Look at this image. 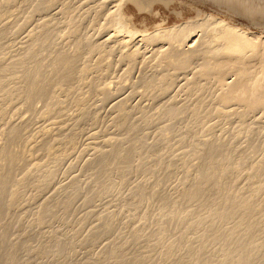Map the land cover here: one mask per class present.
I'll list each match as a JSON object with an SVG mask.
<instances>
[{
    "label": "rangeland",
    "instance_id": "rangeland-1",
    "mask_svg": "<svg viewBox=\"0 0 264 264\" xmlns=\"http://www.w3.org/2000/svg\"><path fill=\"white\" fill-rule=\"evenodd\" d=\"M5 1L0 0V264H264V219L257 214L264 215V201L255 199L258 211L239 208L256 188L264 199V108L245 115L233 101L239 109L232 102L221 116L212 112L219 93L214 79L206 91L188 83L186 88L200 61L175 77L170 91L147 87L144 81L156 67L158 73L167 69L166 60L150 45L135 63L120 61L122 33L101 51L89 47L116 32L91 0H70L75 19L63 12L64 0ZM146 1L145 10H128L139 31L181 25L203 10L264 34V0ZM87 40L91 45L83 44ZM62 53V59L78 54L65 83L58 67ZM261 66H236L225 76L241 81L247 75L243 82L257 76L260 83ZM28 72L31 79L51 80V94L32 90L23 81ZM250 90L251 84L244 86L240 97L252 99ZM196 95L204 97V109ZM119 104L132 111L129 117L120 116ZM9 126L19 133H9Z\"/></svg>",
    "mask_w": 264,
    "mask_h": 264
},
{
    "label": "bare ground",
    "instance_id": "bare-ground-1",
    "mask_svg": "<svg viewBox=\"0 0 264 264\" xmlns=\"http://www.w3.org/2000/svg\"><path fill=\"white\" fill-rule=\"evenodd\" d=\"M6 1H9L11 2L12 0H6ZM5 1V2H6ZM15 2V0H13ZM50 1V0H49ZM66 2V4L64 5L65 6V9L66 11L64 10L63 12H67L68 9L70 11V8L72 7H69L71 6L70 3L71 1L68 0H64ZM63 1V2H64ZM171 1V0H169ZM169 1L167 0H151V3H155V2H162L163 4H169ZM214 1H217L218 3H223L226 2L227 0H214ZM69 2V3H68ZM91 3L92 2H95V5L93 7L94 8V11H97L98 14H104V17L107 19H105L106 22H111V23H114L113 24V27H115L116 29L114 31L116 32H113V34L105 39V40H102L101 42L97 43V42H94L92 43L93 45H91L90 41L87 40L86 42H81L79 43V45H82V43L84 45H91L89 47H91L92 49H95L97 50H103L105 49L106 45L107 46L109 45V41H112L113 38L117 37V36H120V34L122 33V35L120 36L121 38H118L121 40V42L124 44V50L122 53L120 52V55L122 56V58L124 60H119L120 61H125V60H129V63H130V60H132L133 62L132 63H135L136 61V56L138 57L139 56V53L141 52V49H143L144 46H150V45H153L154 48L156 47V54H159L161 57H163L164 60H166V66H167V69L164 70H160L159 73L157 72L158 70H156V68L154 69V72L157 73V75H155V73H152L151 74V77L146 78L148 80H145L144 81V84L148 85L147 87H151L153 86L154 84L156 86L161 87L163 86L164 89H165V92L166 90L170 89L171 87L174 86V83L176 82V78L179 77V74H182L184 73V71L186 69H189L190 67H192L191 65H194L195 63H199L198 61H200V63L198 64L199 67H197L198 69L194 70L193 72V76L191 78H187L188 79V82H186V84L188 83L194 90L196 91H204L206 89V87H208L206 85V82L209 80L211 81L212 79H214L215 82H213L214 84L217 83L216 87L218 88V96H217V104H218V107L217 108H214L215 111L212 110V112L214 113H218L217 115L220 114L221 116V111L223 109V107H226L227 105L229 106V104H232L233 101H235L239 107L242 108V113H243V110H244V113L245 115H250V113H252L253 111H255L256 109H260V108H264V76L261 77L262 81L260 83L257 82V76H255L253 79H247L246 82H243L245 81V78L247 77V75L243 76L241 81H228L227 80V77L225 76L227 73L228 70H234V68L237 66H240V67H248V66H252V65H262L264 66V34L263 32H254L250 29H246V28H240L238 25H236L234 23V21H232L231 19H228L226 17H222V16H219L215 13H212V12H202V11H196V16L194 17H191V18H188L183 22V24L181 23V25H173L171 27H162L161 25H159V27L156 28V30L153 32H149L148 30H144V31H139L137 28H135V26L132 24V22H134V16L133 15H129L128 13V10H130V6H133L135 7V9H137L138 11H143V9L145 10L144 7H147V1L146 0H91L90 1ZM21 3V2H20ZM57 3V2H56ZM61 3V2H60ZM152 3V4H153ZM173 3V2H172ZM253 3V2H252ZM5 4V3H4ZM55 4V3H54ZM63 4V3H62ZM86 4V3H85ZM89 4V3H88ZM113 6H110L112 5ZM148 4H150L148 2ZM151 4V5H152ZM159 4V3H158ZM10 3L7 5L9 6ZM34 5V4H33ZM170 5V4H169ZM61 6V5H60ZM63 6V5H62ZM63 6V7H64ZM37 7V6H36ZM62 7V8H63ZM74 7V5H73ZM40 8V7H39ZM150 6H148V10H149ZM152 9V8H151ZM36 10V9H35ZM38 10V9H37ZM72 10V9H71ZM223 10V9H222ZM29 11V10H28ZM68 11V17L69 16H72V14ZM73 11V10H72ZM88 11V10H87ZM86 11V12H87ZM224 11V10H223ZM26 12V11H25ZM96 12V13H97ZM69 13L71 15H69ZM56 14V12H55ZM95 14V13H94ZM97 14V15H98ZM157 14V13H156ZM83 15L80 14L79 17H81ZM86 15V14H85ZM96 15V16H97ZM179 15V14H178ZM68 17H66L68 19ZM78 18V15L76 17V15L70 18ZM84 17V15H83ZM86 17V16H85ZM84 17V18H85ZM74 18V19H75ZM73 21L75 22L76 20ZM80 19V18H79ZM15 20V19H14ZM17 20V19H16ZM66 20V19H65ZM71 22L72 19H70ZM70 20H68L70 22ZM82 20V19H81ZM58 21V20H57ZM66 21V22H68ZM17 22V21H16ZM76 22H79V21H76ZM128 22L130 23L128 25ZM42 23V22H41ZM41 23H40V26H41ZM44 25L43 27L45 28L46 27V22H43ZM14 24V23H13ZM16 24V23H15ZM49 24V23H48ZM26 25V24H25ZM74 25V24H73ZM131 25V27H130ZM19 26V24H18ZM22 26V24H21ZM132 26L134 28H132ZM54 27V26H53ZM112 27V28H113ZM129 27V28H128ZM19 28V27H17ZM75 28V29H74ZM21 29V28H19ZM37 29V28H36ZM43 29V28H41ZM55 29V28H54ZM72 29V27L70 28ZM51 30V29H50ZM74 30V31H73ZM73 34H70V35H75L76 32H77V29L76 27H73ZM48 31V30H46ZM110 31V30H109ZM49 32V31H48ZM47 32V33H48ZM52 32V31H51ZM49 32V33H51ZM100 32H101V29H100ZM36 33V32H35ZM39 34V33H38ZM124 34V35H123ZM138 34V35H136ZM34 35V34H33ZM52 35V34H51ZM39 36V35H38ZM102 36V35H100ZM99 36V37H100ZM76 37V36H75ZM90 37V36H89ZM38 38V37H37ZM79 38V36H78ZM98 39V38H97ZM112 39V40H110ZM33 40V39H32ZM80 41L81 40H84V39H79ZM86 40V39H85ZM117 40V39H116ZM216 40V41H215ZM52 41V40H51ZM89 41V42H88ZM96 41V39H95ZM98 41V40H97ZM115 41V40H114ZM39 42V41H38ZM88 42V43H87ZM175 42H180V43H183V45H186L187 47L189 46L188 50L187 51H182L179 47L180 43L178 45L174 44ZM216 42V43H215ZM40 43V42H39ZM86 43V44H85ZM117 43V42H116ZM120 43V42H119ZM118 43V44H119ZM115 44V43H114ZM113 44V45H114ZM160 44V45H159ZM78 45V46H79ZM105 45V46H104ZM112 45V47H114ZM39 46V45H38ZM81 47V50L83 49L82 46ZM86 47V46H85ZM84 47V48H85ZM109 47V46H108ZM117 47V45H116ZM118 48V47H117ZM144 48H147V47H144ZM183 48V47H182ZM110 49V48H108ZM119 49V48H118ZM43 50V49H42ZM78 50V49H77ZM85 50V49H84ZM94 50V51H95ZM110 50H114V49H110ZM121 50V51H122ZM150 50V49H149ZM154 50V49H153ZM86 51V50H85ZM106 51V50H105ZM116 51H119V50H116ZM145 51V50H144ZM54 52V51H53ZM58 52V51H57ZM77 52V51H76ZM111 52V51H110ZM143 52V51H142ZM141 52V54H142ZM29 53H30V50H29ZM81 53V51H80ZM95 53V52H93ZM117 53V52H116ZM145 53V52H143ZM208 53H210V56L208 55ZM50 54V53H49ZM64 53H62L61 55V59H62V56H63ZM27 55V54H26ZM29 55V54H28ZM28 55H27V59H28ZM68 55V54H67ZM75 55V54H74ZM152 55H153V52H152ZM24 56V54H23ZM73 57V55H70ZM69 56V57H70ZM78 56V54L76 55ZM75 56V57H76ZM105 56V55H104ZM174 56H178L179 60L178 62L174 63L172 61V58ZM18 57V56H17ZM20 57V56H19ZM58 57V56H56ZM65 59H60L61 61V66H59L57 63L56 65H58V68L59 70H61V72L59 70L56 69V72H60L62 73V76L61 77L63 78L64 80V83L65 81L68 79L67 77H70V75L72 74L71 70L74 69L75 67V63L76 60L78 59V57L75 59L71 58L69 59H66V56H64ZM110 57V56H109ZM140 57V56H139ZM156 57V56H155ZM159 57V56H158ZM261 57L262 60L258 61V58ZM15 58V57H14ZM23 58V57H22ZM31 58V57H30ZM35 58V57H34ZM100 58V56L98 57ZM102 58V57H101ZM153 58V57H152ZM157 58V57H156ZM177 58V59H178ZM21 59V58H19ZM41 59V58H40ZM44 59V58H43ZM106 59V58H105ZM150 59V58H149ZM155 59V58H154ZM22 60V59H21ZM20 60V61H21ZM39 60V59H38ZM42 60V59H41ZM52 60V59H51ZM50 60V61H51ZM54 60V59H53ZM90 60V59H89ZM138 60V58H137ZM37 61V60H35ZM81 61V60H80ZM88 61V60H87ZM197 61V62H196ZM10 62V61H9ZM13 62V61H12ZM45 62V60H44ZM43 62V63H44ZM52 62V61H51ZM54 62V63H53ZM52 63L55 65V62L56 61H53ZM58 62V61H57ZM112 62V61H111ZM110 62V63H111ZM122 62V63H123ZM126 62V61H125ZM142 62V61H141ZM150 62V61H149ZM158 62V61H157ZM20 63V62H19ZM23 63V62H22ZM28 63V62H27ZM42 63V62H40ZM99 63V62H98ZM127 63V62H126ZM153 63V62H152ZM194 63V64H192ZM36 64V63H35ZM90 64V63H89ZM88 64V65H89ZM107 64V63H106ZM24 65V64H23ZM22 65V66H23ZM29 65V64H28ZM33 65V64H32ZM31 65V66H32ZM37 65V64H36ZM52 65V64H51ZM50 65V66H51ZM55 65V66H56ZM74 65V66H72ZM97 65V64H96ZM156 65V64H155ZM190 65V66H189ZM227 65H229L228 67H226ZM26 66V65H25ZM30 66V65H29ZM53 66V67H55ZM101 66V64H100ZM110 66V65H109ZM160 66V64H159ZM261 66V67H262ZM6 68V66H3ZM7 67H8V64H7ZM11 67V65H10ZM38 67V66H37ZM42 67V66H41ZM73 67V68H72ZM194 67V66H193ZM196 67V66H195ZM1 68V67H0ZM33 68V67H32ZM36 68V67H35ZM34 68V70H35ZM99 68V67H98ZM102 68V67H101ZM120 68V67H119ZM160 68V67H159ZM14 69V68H13ZM28 69V68H26ZM55 68H52L51 70H53ZM76 69V68H75ZM104 69V68H103ZM111 69V68H110ZM158 69V68H157ZM193 69V68H192ZM6 71H8V69H5ZM32 70V69H31ZM38 69L36 68V74L39 75L37 72ZM41 70V69H40ZM46 70V69H45ZM49 70V69H48ZM86 70V69H84ZM106 70V68H105ZM5 71V72H6ZM24 71H25V68H24ZM42 71V70H41ZM40 71V72H41ZM44 71V70H43ZM47 71V70H46ZM45 71V72H46ZM54 71V70H53ZM53 71H51L52 73H54ZM65 71V73H63ZM73 71V70H72ZM82 71V70H81ZM140 71V70H139ZM163 71V72H161ZM173 71V72H172ZM262 71H264V68L262 69ZM262 71H259V73H263ZM4 72V71H2ZM31 72V71H30ZM30 72L29 75H27L26 77H24V82H31L32 84V87L34 86V88L32 90H34L35 88H39V89H35V90H40L42 93L41 95L43 94H48L50 92V90L48 89L50 86H51V81L49 84L48 82L45 83V79H44V82L41 81V79H37V78H32L30 77ZM50 72V74H51ZM161 72V73H160ZM187 72V70H186ZM86 73V72H85ZM84 73V74H85ZM116 73V72H115ZM189 73V72H188ZM258 73V74H259ZM34 74V73H33ZM55 74V73H54ZM83 74V73H82ZM84 74H83V77H84ZM93 74V72H92ZM110 74V73H109ZM123 74V73H122ZM143 74V73H142ZM154 74V75H153ZM178 74V76H177ZM186 74V73H184ZM35 75V74H34ZM46 75V74H45ZM36 76V75H35ZM34 76V77H35ZM103 76V75H102ZM101 76V78H102ZM184 76V75H183ZM188 76L185 75V81H186V77ZM228 76V75H227ZM37 77V76H36ZM45 77V76H44ZM50 77V76H49ZM49 77H45V78H49ZM79 77V76H78ZM87 77V76H86ZM176 77V78H175ZM39 78V77H38ZM41 78V77H40ZM43 78V77H42ZM55 79V75L53 77ZM60 79V77H58ZM61 78V79H62ZM67 78V79H66ZM122 78V77H121ZM145 78V76H144ZM143 78V79H144ZM175 78V79H174ZM181 78V77H180ZM212 78V79H211ZM66 79V80H65ZM211 79V80H210ZM43 80V79H42ZM58 80V79H57ZM175 80V81H174ZM23 81H21L22 83H24ZM56 81V80H55ZM88 81V80H87ZM116 81V80H115ZM124 81V80H123ZM26 82V83H27ZM130 82V81H129ZM146 82V83H145ZM54 83V81H53ZM59 83V82H58ZM119 83V82H118ZM209 83V82H208ZM49 87H47L48 85ZM61 84H62V81H61ZM91 84V83H90ZM185 84V83H184ZM188 84L186 85V88L188 86ZM251 84V90L248 91L249 93V96L252 95V99L251 98H247V99H244V98H241L240 95H239V92L242 88H244V86H247V85H250ZM25 85V84H24ZM30 85V84H29ZM102 85V84H101ZM114 85V84H113ZM131 85V84H130ZM173 85V86H172ZM53 86V84H52ZM59 86V84L57 85ZM105 86V85H104ZM25 87H28L25 86ZM80 87V86H79ZM121 87V85H120ZM149 87V88H150ZM155 87V86H153ZM30 88V86H29ZM51 88V87H50ZM70 88V87H69ZM103 88V87H102ZM210 88V87H209ZM28 89V88H27ZM31 89V88H30ZM55 89V88H54ZM67 89V88H66ZM82 89V88H81ZM99 89V88H98ZM156 89V88H155ZM163 89V90H164ZM31 90V92H32ZM52 90V89H51ZM162 90V88H161ZM162 90V91H163ZM180 90V89H179ZM193 90V91H194ZM207 90V89H206ZM205 90V91H206ZM156 91V90H155ZM170 91V90H169ZM191 91V90H190ZM192 91V92H193ZM209 91V90H208ZM26 92V91H25ZM160 92V91H159ZM163 92V93H165ZM56 93V92H55ZM79 93V92H78ZM109 93V92H108ZM158 93V92H157ZM203 93V92H202ZM200 94V95H203V94ZM214 92H212L213 94ZM53 94V93H52ZM148 94V93H147ZM152 94V93H151ZM160 94V93H159ZM215 94V93H214ZM240 94H244V91H241ZM109 95V94H107ZM176 95V94H175ZM189 95V94H188ZM259 95H263V96H259ZM26 96V94H25ZM68 96V95H67ZM151 96V95H150ZM155 96V95H153ZM159 96V95H158ZM161 96V94H160ZM197 96V95H196ZM204 96V95H203ZM201 96V98L203 99L204 97ZM209 96V94H208ZM211 96V95H210ZM257 96H259L258 98H256ZM55 97V96H54ZM199 97V98H198ZM27 98V97H26ZM64 98V97H63ZM73 98V97H72ZM162 98V97H161ZM167 98V97H166ZM175 98V97H174ZM197 107L199 106V108L201 109L204 105H205V102H203L204 100L200 99V96H197ZM30 99V98H29ZM52 99V98H51ZM191 99V98H190ZM32 100V99H30ZM53 100V99H52ZM200 100V101H198ZM209 100V99H208ZM215 100V99H214ZM27 101V100H26ZM211 101V100H210ZM51 102V100H50ZM55 102V101H54ZM57 102V101H56ZM61 102V101H59ZM80 102V101H79ZM53 103V101H52ZM190 103V102H189ZM192 103V102H191ZM234 103V102H233ZM65 104V103H64ZM79 104V103H78ZM125 104V103H124ZM129 104V103H128ZM210 104V103H209ZM235 104V103H234ZM232 105V106H235V105ZM54 105H56L54 103ZM58 105V104H57ZM76 105V104H75ZM127 105V102L126 104ZM125 105H122L120 106L119 104V108L118 109V113L120 114V116H128V112H132L131 110H129L127 112V108L125 107ZM212 105V104H211ZM195 106V105H194ZM215 106V105H213ZM231 106V105H230ZM78 107V106H77ZM116 107V105H115ZM128 107V106H127ZM207 107V106H206ZM211 107V106H210ZM209 107V108H210ZM237 107V105H236ZM239 107H237L236 109H239ZM53 108V107H52ZM55 108V107H54ZM135 108V107H134ZM199 108H197L198 111V114L199 113H203L201 112V110H199ZM233 108V107H232ZM156 109V108H155ZM154 109V110H155ZM194 109V108H193ZM204 109V108H202ZM229 109V108H228ZM196 110V109H195ZM226 110V108H225ZM152 111V110H151ZM207 111H210L207 110ZM236 111V110H235ZM234 111V112H235ZM81 112V111H80ZM136 112V111H135ZM141 112V111H140ZM213 113V114H214ZM240 113V114H242ZM118 114V115H119ZM130 114V113H129ZM195 114V113H194ZM204 114V113H203ZM212 114V115H213ZM138 115V114H137ZM206 115V114H205ZM209 115V114H208ZM235 115V114H234ZM244 115V114H243ZM50 117V116H49ZM129 117V116H128ZM194 117V116H192ZM196 117V116H195ZM198 117H200V115H198ZM207 117V115H206ZM229 117V116H228ZM231 117V116H230ZM264 117V116H262ZM121 118H124V117H121ZM120 118V119H121ZM197 118V117H196ZM205 116H201V119L204 120ZM225 118V117H224ZM147 119H148V116H147ZM199 119V118H197ZM206 119V118H205ZM149 120V119H148ZM120 121V120H118ZM123 121V120H122ZM126 121V120H125ZM10 122V121H9ZM121 122V121H120ZM16 123V122H15ZM14 126V125H13ZM22 126V125H20ZM10 129H9V133L12 132L13 135H15L16 133H19L17 128H13L11 126H9ZM15 127V126H14ZM50 127V126H49ZM11 128H13L11 130ZM21 128V127H20ZM74 128V127H73ZM28 129V128H27ZM8 131V130H7ZM7 133V132H6ZM8 134V133H7ZM11 135V134H10ZM9 135V137H11ZM17 135V134H16ZM15 135V136H16ZM19 135V134H18ZM15 136L13 138H15ZM8 137V135H7ZM12 138V137H11ZM61 139V138H60ZM70 141V140H69ZM128 141V140H127ZM42 142V141H41ZM109 142V141H108ZM144 144V143H143ZM260 163V162H259ZM263 164V163H262ZM262 175V174H261ZM256 178V177H255ZM254 180V179H253ZM260 185V184H259ZM255 187V186H254ZM261 187V185H260ZM262 188V187H261ZM258 189V188H256ZM254 189V190H256ZM260 189V188H259ZM256 192H251V197H248L249 199H251V201H243L239 204V208H242V211H247L250 209L251 206L254 207L255 211H258L257 209V204L254 202L255 199L259 201L258 202H263L264 199H263V195H262V192L260 189ZM250 193V192H249ZM254 199V200H253ZM254 202V203H253ZM262 204V203H261ZM264 204L262 205V210H263V207ZM229 207H235V208H238V206L235 205V202L234 201H229ZM238 208V210H239ZM261 208V207H260ZM263 212V211H261ZM258 215H261V217L264 219V215L263 213H258ZM243 216H246V215H243Z\"/></svg>",
    "mask_w": 264,
    "mask_h": 264
}]
</instances>
